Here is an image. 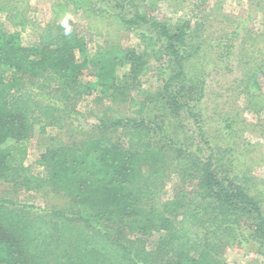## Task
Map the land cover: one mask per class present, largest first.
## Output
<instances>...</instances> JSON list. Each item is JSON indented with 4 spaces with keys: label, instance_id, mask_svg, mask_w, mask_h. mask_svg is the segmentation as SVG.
Returning a JSON list of instances; mask_svg holds the SVG:
<instances>
[{
    "label": "trees",
    "instance_id": "trees-1",
    "mask_svg": "<svg viewBox=\"0 0 264 264\" xmlns=\"http://www.w3.org/2000/svg\"><path fill=\"white\" fill-rule=\"evenodd\" d=\"M69 1L84 6L91 17L137 30L139 42L124 46L108 37L90 48L95 30L69 21L46 24L38 42L23 46L19 31L0 23V181L25 190L49 188L66 200L49 212L28 213V205L0 198V264H228L218 252L226 246L264 256L259 178L219 171L213 167L215 153L204 159L197 155L203 152L199 145L194 152L175 147L177 155L169 157L173 153L152 135L155 130L168 134L175 144L191 139V131L207 142L198 108L205 73H193L201 53L199 43H192L190 20L159 19L145 0ZM20 3L0 0L11 26L25 24ZM258 67L264 74V57ZM154 70L161 85L148 91L142 77ZM240 81L248 97H258L251 72ZM46 93H54V99ZM97 93L103 102L126 104L128 113L108 119L104 114L87 133L74 138L66 130L67 143L54 144L47 126L63 128L65 118L76 117L68 109L72 101ZM186 119L193 130L181 129ZM222 122L228 130H218L219 139L226 140L236 129L228 117ZM31 146L41 175L26 164ZM231 151L232 146L222 154ZM244 151H234L233 159L243 161ZM173 160L189 176L190 188H174L165 200L154 198V176L162 178Z\"/></svg>",
    "mask_w": 264,
    "mask_h": 264
},
{
    "label": "rangeland",
    "instance_id": "rangeland-1",
    "mask_svg": "<svg viewBox=\"0 0 264 264\" xmlns=\"http://www.w3.org/2000/svg\"><path fill=\"white\" fill-rule=\"evenodd\" d=\"M21 2L18 7L25 16V24L22 27L11 26L3 18L4 13L1 11L0 23L9 31L14 29L19 31L18 38L23 46H31L38 42V34L46 24L55 27L67 25L69 21L84 26L89 23L92 31L95 30V42L89 44L90 48L108 37L109 41H116L124 46L137 47L138 45L137 30H126L125 27L118 26L109 18L91 17L84 6L77 7L69 0H21ZM145 3H152L151 8L147 10L159 19L171 23H175L178 19L190 20L191 29L195 30L192 43H199L201 53L196 57L193 73L195 75L200 74L199 71L205 73L203 98L198 108L203 115L205 131L203 139L207 142L201 140L196 132L194 134L190 131L189 135H193L191 139L182 141L179 138L178 141H174L175 144H172L173 141L168 134L163 136V133L156 130L152 133L154 141L164 145L166 153H173L169 157L177 155L175 147L182 152L187 150L194 152L199 145L203 148V152L197 151L198 156L205 159L209 154L215 153L213 167L219 168V171L226 170V174H231V170L235 169L251 177L255 175L259 178L258 187L262 188L264 185L261 181L264 179V74L260 71L258 64L264 57V0H145ZM108 8L111 9V6ZM113 9L117 11L114 7ZM132 10L133 8L130 7V15L134 12ZM99 31L102 34H98ZM233 31L237 33L236 37L231 35ZM157 55L159 53H156V57ZM152 62L153 65L158 63L154 59ZM247 72H251L258 83L260 90L258 97H248L240 81ZM142 83L144 89L153 91L155 87L161 85L160 76L155 70L151 71L147 76L142 77ZM53 94L46 93L45 97L53 98ZM99 95L98 93L84 95L77 97L76 103L75 100L72 101L71 104L75 108H71L70 104L68 109H72L76 117L65 118L62 122L63 128L52 124L47 126V134L54 138V144L67 143L69 132L74 138L77 137L78 132L87 133L91 130L89 126L98 123V118L104 114L108 119L111 116H123L128 113L126 104L103 102ZM152 113L150 112L147 118L152 119ZM224 117H228L229 122H234L236 131L230 130L226 140H221L218 130L221 129L222 132L228 130L226 124L222 122ZM191 123L190 119L184 120L183 125L186 128L181 129L193 130ZM38 130V126L33 128L34 138ZM180 137L183 138L181 133ZM231 141L232 144H230ZM33 146L30 147L26 164L31 166L35 175H41L42 167L36 162L37 153ZM230 146L233 151L228 155L222 154V151ZM238 150L242 152L245 150L243 154L245 159L240 162L233 159V152L236 153ZM229 157L233 159L230 164ZM173 161L176 164V161ZM174 163L172 162L169 170L161 173L162 178H159L158 173L155 174L154 177H158L156 180L158 184L154 181L153 190H157L154 198L159 197L165 200L173 195L174 188L180 187L182 190L190 188L189 176L181 171L180 164H176V167ZM164 177L166 180H163ZM0 198L28 205L31 211L28 213H42L41 210L49 212L64 206L66 202L62 195L52 192L49 188L25 190L22 186L2 180L0 181ZM198 232H201V229H198ZM204 232H201L202 236H208ZM218 252L228 264H264L262 254H254L244 248L226 246Z\"/></svg>",
    "mask_w": 264,
    "mask_h": 264
}]
</instances>
